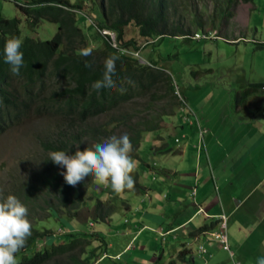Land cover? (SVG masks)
I'll list each match as a JSON object with an SVG mask.
<instances>
[{"label":"trees","instance_id":"obj_1","mask_svg":"<svg viewBox=\"0 0 264 264\" xmlns=\"http://www.w3.org/2000/svg\"><path fill=\"white\" fill-rule=\"evenodd\" d=\"M4 1L15 3L25 16L26 24L33 28L41 21L59 27L53 39L41 41L22 36V19L0 15V136L13 126L45 122L39 128L41 135L36 137L42 152L41 161L36 166L32 162V168L24 174L11 173L8 183L3 182L7 184L6 188L2 189L0 183V197L15 195L27 207V218L32 226L26 245L16 254L17 264H97L101 256L108 253L107 237L98 231L90 234L78 232L76 228L69 230L67 219L77 221L82 207L88 201H96L97 220H110L117 207L109 205L103 198L112 195L101 185L99 194L89 196L90 189L99 186L91 177L75 187L68 185L61 175L66 168L56 165L48 154L64 150L73 155L78 145L83 151L113 135L119 137L126 133L133 145L131 155L139 160L145 134L162 130L165 117L178 114L180 102L176 92L179 88L163 67L156 63L145 65L136 57L121 55L98 33L93 44H89L87 31L78 24L80 13H84L83 5L71 4L69 0ZM174 2L94 0L95 9L90 12L92 16L88 15L90 21L86 23L91 29L94 25L98 30L115 32L119 45L129 50L140 51L143 39L151 41L155 37L164 39L181 35L189 41L188 30L172 27ZM240 3L253 4L254 0H228L225 6H229L231 20ZM93 13L100 17L96 19ZM130 25L136 27L139 37L126 41V28ZM13 37L22 41L20 51L24 63L19 75L11 73V66L5 63L4 57L5 43ZM88 46L93 48L92 55L78 54L80 49ZM109 55L119 57L113 75L116 87L96 90L93 84L102 78L104 61ZM86 62H91L92 67H85ZM120 88L125 91L121 93ZM259 90V87H251L250 91L242 93V99L248 100ZM101 117L106 118V123H99ZM133 178L134 190L139 191V174L133 173ZM52 219L61 222L58 225L64 233L61 229L53 231L47 224ZM209 230L211 232V227L207 224L192 234L198 237ZM215 240L226 252L231 251L230 246L227 249L220 240ZM198 248L204 259L202 264H209L211 254L204 245ZM192 252L187 247L182 248L169 264H199L197 254ZM128 262L129 259L126 264ZM161 262L158 256L153 264Z\"/></svg>","mask_w":264,"mask_h":264},{"label":"rangeland","instance_id":"obj_2","mask_svg":"<svg viewBox=\"0 0 264 264\" xmlns=\"http://www.w3.org/2000/svg\"><path fill=\"white\" fill-rule=\"evenodd\" d=\"M69 1L74 5H83V12L88 15H91L90 12L95 9L94 0ZM226 2L228 0H175L176 6L175 4L173 6L174 9H177L176 11L171 10L172 27H183L188 30L190 40L177 35V37L164 39L155 37L151 44H147V40L150 41V39H143L140 43V47H142L140 60L144 63H156L170 73L180 94L188 100L189 109L185 114H177L173 118L165 117V128L156 136L153 135L154 133L145 134L144 139L149 138L146 143L140 146L139 154H143V151L147 150L159 165L155 171H150L147 168V179H143L146 172L139 171V173L143 182H147L145 180L154 182L153 178L160 182L164 176L162 177L159 171L169 162L174 163L173 167H189L190 164L193 166L196 164L195 157L197 159L200 157L197 149L200 152L203 150L205 159L207 158L205 151H207L214 170V177L211 176L212 173H209L208 177L215 180V186L212 183L209 185L214 190L210 197L216 194L220 211L226 214L217 218V216L208 215V210L205 208L206 212L203 211L200 214L195 220L194 226L198 229L209 224L211 230H218L217 233L221 232V227H223L222 231L225 235H229L228 238H234L239 244L244 241L243 245L249 249L250 253L254 254L255 258H258L259 254L264 257L262 249L258 247L257 243L255 248H252L251 245H254V237L263 236L256 229L260 225L258 219L260 220L264 216V109L257 110L264 106V103L257 104L260 107L256 105L255 108H252L251 105L245 106L242 93L250 91L251 87L259 86L261 88L264 84V45L258 43L262 40L260 37H256L255 31L258 25L263 26L264 0H254L252 9L241 6L242 3H240L235 10L234 16L238 15L235 17V23L230 19V9L227 10L229 6L228 4L225 6ZM222 8L224 10H221ZM85 13L79 15L78 24L87 31L86 36H88L89 44H93V40L98 34L88 27ZM0 15L8 19H22V36H30L41 41L53 39L59 30L57 24L49 21H41L36 27H31L26 24L25 16L16 4L10 1H0ZM93 15L96 19L100 17L95 13ZM248 16L252 17L249 27L246 24ZM197 33L201 34V38L196 36ZM240 33H242V37L239 36ZM204 34L206 35L203 36ZM235 34L238 38L236 41L230 42L229 40L234 38ZM138 37L134 25L126 28V41ZM243 37L246 39L244 40ZM263 95L264 89L259 90L250 97V100ZM237 113L241 115L235 116ZM188 116L190 117L188 118ZM99 120L101 124L106 123L105 117H101ZM44 124L45 122L42 120L32 122L26 126L11 129L0 137V183H2V189L7 187V184L3 182L8 183L11 173L24 174L32 168L30 165L32 162L36 166L41 161L40 154L42 152L37 145L36 137L41 135L39 128ZM200 126H202V130L209 129V131H204V136L200 132ZM184 132H186V140L183 137ZM160 137H163L164 141L171 145L172 149L166 152L171 156H176L175 149L184 147L185 143H190L191 147L195 148L192 149L191 155L189 152L188 156L187 154L184 157L181 156L182 159L168 157V160L165 161V156L160 153L155 155L152 150L154 141L162 144ZM176 139H179L180 142H175ZM199 144L200 146H198ZM201 146H204L203 149ZM182 171L184 170L182 169ZM187 173L183 180L193 179L191 175L194 172L188 171ZM203 174L204 172L199 174L200 183ZM197 187L200 189L199 185ZM197 187H195L196 191ZM107 189L113 194L114 191L110 186ZM100 191L101 185L94 187L90 191V195L99 194ZM220 191L223 192L221 197ZM238 191H241L240 198L236 201ZM131 192L133 190L116 193L117 198L114 196L109 199L103 198L105 201L113 198L112 204L114 203L117 207V212L114 214L112 223L98 222L95 229L102 230L106 234L108 229L112 228L114 233L109 231L107 241L110 244L113 243L115 247L112 249L109 246V258L98 264H126V257H123V261L119 262L114 255L118 253L116 252L118 243H124V238L117 231L126 227V220L133 223V214L129 213L125 216L124 208L120 205L126 195L127 199L130 196L133 199ZM136 192L139 193V191ZM230 195L235 201L233 204L238 205L239 208L229 209L224 206L223 209L222 205L225 203L222 204L221 198L229 199ZM243 195H248V197H243ZM91 205L92 203H89L88 207ZM94 218V214L84 207L78 214L79 221L67 219L70 223L69 230H74L75 227L87 231L89 223L92 222L91 219ZM58 223L61 225V222ZM58 223L52 219L47 224L52 227L54 232H58L59 229L64 231ZM80 225L82 226L80 227ZM240 229H244L245 233H231ZM207 237L212 241H217L209 235ZM187 240L194 251L198 249L200 243H204L203 238L198 240L187 238ZM131 254L132 252L129 253V255ZM143 254L147 255L148 253ZM227 254L230 259L224 255L223 264L245 263L243 255L234 257L235 248L231 247V251H228ZM195 257L200 264L204 262L202 257L198 255ZM132 261L133 259H130L127 264ZM209 264L213 263L209 261Z\"/></svg>","mask_w":264,"mask_h":264},{"label":"crops","instance_id":"obj_3","mask_svg":"<svg viewBox=\"0 0 264 264\" xmlns=\"http://www.w3.org/2000/svg\"><path fill=\"white\" fill-rule=\"evenodd\" d=\"M241 6L248 7L252 9V4H241ZM238 16V15H237ZM232 18V22H236L235 17ZM252 17H247V27L251 25ZM264 26V21L262 23ZM258 25L255 29L256 37H260L262 41L258 42L261 45H264V27ZM262 28V29H261ZM236 35V34H235ZM239 36H243L242 33ZM238 36H234V38L230 39V42L236 41ZM245 40L246 38L243 37ZM264 89V84L260 88V90ZM253 100H244L245 106H250L255 108L257 104L264 103V95L260 96L259 98L253 97ZM250 100V101H249ZM254 106V107H253ZM258 106V105H257ZM260 107V106H258ZM264 106L261 108H257V110H263ZM254 110V109H253ZM259 112V111H258ZM241 114L237 113L235 116H239ZM202 127V126H201ZM165 128V126H164ZM163 128V129H164ZM162 129V130H163ZM155 132L153 135L156 136L157 134L161 133V131ZM204 131H209V129H204ZM153 136V137H154ZM146 137V135H145ZM183 137L186 140V132L183 133ZM149 137L144 139V143L147 142ZM162 144L158 142H153L152 150L155 155L160 153L162 156H165V161L169 158H181L184 157L185 154L187 156L192 154V149L195 147H191L190 143H185L184 147L175 149L176 156H171V154L166 153L171 150V145L164 141L163 137H160ZM176 139L175 142H177ZM200 146V144L198 145ZM204 146H201V148ZM148 148V147H147ZM199 148V147H198ZM203 149V148H202ZM201 150V149H200ZM200 153V157L197 159L195 157V163L193 166L191 164L189 167H173L174 163L169 162L166 164L164 168H161L159 171L162 174V180L158 182L157 179L153 178V181L145 180L147 182H143L141 179V175L139 171L146 172L143 176V179H147V168L150 171H155L159 164L155 162L153 156L147 152V150L143 151L141 154V158L136 160L137 168L136 172L139 174V183L141 185V189L139 193L137 190H133V199L131 196L127 199V195L123 200V204L120 202L123 211H125V216L127 214H133V223L131 221L126 220V227L118 230V234L122 235L121 237L124 238V243H118V252L114 257L116 260H123V257L126 259H133V263L136 264H153L158 256L161 255L163 259V264H169L172 260L176 258L177 253L184 247L191 249L193 254H197L201 256L199 252V248L194 251L193 248L189 246V241L187 238H194L196 240L203 238L204 243H200V245H204L205 249L211 254V261L213 264H223L224 255L227 259H230L227 252L222 248L221 244L218 241H212L210 238L207 237V233L204 232L202 235L195 237L192 233L197 230L194 226L195 220L200 216L201 213L206 212L205 208L208 210V215L210 216H217V218L223 215L225 212H221L219 208V200L215 194L212 197L211 194L214 192L213 188L209 186L211 183L215 186L214 178L209 179V173H212L211 176L214 177V170L212 169V164L208 157V152L206 153V159L203 158V150L201 152L197 149V153ZM171 153V152H170ZM147 158V159H146ZM159 158V157H158ZM182 159V158H181ZM147 160V162H146ZM150 161V162H149ZM182 169L184 171H182ZM188 171H193V179L183 180L185 176H187ZM204 172L202 175V181L200 183L199 174ZM150 179V178H149ZM211 180V181H210ZM197 185L200 186L198 189ZM197 187L196 196L193 195V189ZM229 192V190L227 189ZM201 192V193H200ZM241 191H238V195L236 197V201L240 198L239 194ZM223 192L220 191V197ZM230 193V192H229ZM226 195V194H224ZM243 197H248V195H243ZM242 200H245L241 198ZM233 197L230 195L229 199L226 198L225 200L221 198V202L224 206L232 209L233 207L239 208L238 205L233 204ZM123 205V206H122ZM119 209V203H118ZM211 211H210V210ZM226 214V213H225ZM114 217L112 219L114 220ZM112 220V221H113ZM110 221V223H112ZM258 221L260 222L259 227L256 229L258 230L263 236H256L253 238L254 245H251L252 248H255L256 243L258 247L262 249L264 253V216ZM107 223V222H106ZM105 223V224H106ZM118 226V225H117ZM117 226L115 230L117 229ZM204 226V225H203ZM202 226V227H203ZM199 229V228H198ZM109 231L113 232V229H108L106 235L108 236ZM218 230H211V232H217ZM255 231V230H254ZM232 234H244V229H240L236 232L232 231ZM229 236V235H228ZM130 237V238H129ZM209 239V240H208ZM229 244L231 247L235 248V255H243L245 258V263L240 262L241 264H258L259 258L263 256L259 254L258 258H255L253 253H250L249 249L246 248L242 243H237L234 238L230 239L229 237ZM112 249L115 247L113 243L109 245ZM131 249L129 252H127ZM129 255V253H131ZM143 253H148L143 254ZM122 255L121 259H118ZM161 263V264H162ZM199 263V262H198ZM238 263V264H240ZM200 264V263H199Z\"/></svg>","mask_w":264,"mask_h":264},{"label":"clouds","instance_id":"obj_4","mask_svg":"<svg viewBox=\"0 0 264 264\" xmlns=\"http://www.w3.org/2000/svg\"><path fill=\"white\" fill-rule=\"evenodd\" d=\"M86 17L90 21L88 14H86ZM93 30H95V33L103 36L106 41L109 42L110 45L115 48L121 55L136 57L139 59L140 63L151 65V63H144L142 60H140V52L142 47L140 48V51H137L135 49L129 50L119 45L117 41V34L115 35V43L112 42L111 36L109 34H115V32L108 29L98 30L97 26L94 25ZM200 35L201 34L199 33L196 34L197 37L201 38ZM205 35L206 34H204L203 36ZM153 41L154 40H152L151 42L149 41V43L151 44ZM21 46L22 41L17 37L8 39L4 46L5 63L11 66L10 71L13 75H19L20 69L24 63L23 53L20 51ZM92 52L93 48L91 46H88L80 49L78 54L83 57H87L92 55ZM117 59H119V57L114 55H109L105 58L102 78L97 80L93 84L94 89L100 90L102 88L116 87L115 81L113 80V75L116 71L115 62ZM85 67L91 68L92 63L86 62ZM119 91L123 93L125 89L120 88ZM176 94L178 95L180 102L178 115H181V113L185 114L189 109L188 100L180 94L179 90H177ZM189 117L190 116H188V118ZM11 125H13V123H11ZM16 128L19 127L13 126L8 128L6 132L0 137L5 135L9 130ZM201 128L202 127L200 126V132L202 136H204V130H202ZM178 142H180V140H177V143ZM132 151L133 145L131 143L130 137L125 133L119 137L113 135L105 139L103 142L96 143L91 147L84 149L83 151L80 150L78 145L77 150L73 155H69L68 151L64 150L51 151L48 155L49 159H51L56 165L66 168V172H62L61 175L64 176L65 182L68 185L75 187L77 184H81L86 178L91 177L93 183L106 187L110 186L114 192L113 194L110 192L109 193L112 196H117V194H120L122 192L125 193V191H131L135 188V180L132 174L137 173L135 172L137 168V162L131 155ZM92 189L93 188H91L90 191ZM193 190V195L196 196V188H194ZM90 191L89 196H93L90 195ZM112 201L114 200H109L108 204L112 205ZM94 202L88 201L87 205L83 206L82 209L86 207L88 211L92 212L95 216L96 201ZM89 203H92L90 207H88ZM113 205L114 207H116L114 203ZM27 216V207L15 195L9 194L6 198L0 197V264H17L16 254L26 245L28 238L31 236L32 226ZM113 216L114 214L112 215V217ZM112 217L110 220L107 219L106 221H104V219L102 218H99L98 221L97 216H95L94 219H91L92 222H90L88 225L89 230L84 231L80 228H76V231L91 234L95 231H98L95 229V225L98 224V222H107L106 224H110V221L113 220ZM77 221H79L78 218ZM82 225H80V227ZM221 230H223L222 227ZM64 232L65 230L63 231V233ZM98 232L107 237V235L102 230ZM217 232H209L208 235L216 238V235L221 234L220 232ZM228 246H230L229 238ZM130 250L131 249H129L127 252H129ZM120 257H122V255ZM120 257L118 259H120ZM159 257H161V255ZM106 258H109L108 253L102 255L98 263L101 261L104 262ZM161 260L163 262L162 257ZM258 264H264V257L259 258Z\"/></svg>","mask_w":264,"mask_h":264},{"label":"built area","instance_id":"obj_5","mask_svg":"<svg viewBox=\"0 0 264 264\" xmlns=\"http://www.w3.org/2000/svg\"><path fill=\"white\" fill-rule=\"evenodd\" d=\"M109 35L111 36L112 42L115 43V41H116L115 34L110 33ZM222 229H223V227H222ZM216 238L219 239L222 244H224L225 248H227V249L229 248L227 235H225L224 233H221V234L216 235ZM201 251H204V249L202 247H201Z\"/></svg>","mask_w":264,"mask_h":264}]
</instances>
